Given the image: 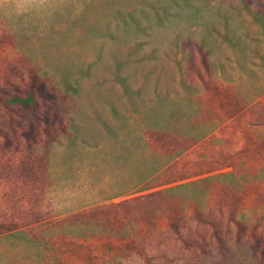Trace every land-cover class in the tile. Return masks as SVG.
Wrapping results in <instances>:
<instances>
[{"label": "rangeland", "instance_id": "1", "mask_svg": "<svg viewBox=\"0 0 264 264\" xmlns=\"http://www.w3.org/2000/svg\"><path fill=\"white\" fill-rule=\"evenodd\" d=\"M29 91L0 103V264H264V0H0V99Z\"/></svg>", "mask_w": 264, "mask_h": 264}, {"label": "trees", "instance_id": "2", "mask_svg": "<svg viewBox=\"0 0 264 264\" xmlns=\"http://www.w3.org/2000/svg\"><path fill=\"white\" fill-rule=\"evenodd\" d=\"M247 8H249V7H247ZM250 13L256 22L263 23V21L261 20V17L259 16L258 13L257 14H255L253 12H250ZM36 88L38 90H41V86H39V84H38V86H36ZM0 103L5 108H9V109H12L13 107H17L19 109H29L32 105L36 104V99L34 97V92L29 91L28 94L26 95V97H23L20 95L10 96L7 98V100L0 99ZM211 178L212 177L206 178V180H209ZM206 180H204V181H206ZM195 185L196 184H194V183L193 184H184V185H179V186H176V187L170 188L169 190H164V191L175 192V191L180 190V189H186V188L188 189L189 186L193 187ZM156 193H162V192H156ZM198 211H199V214L196 217L198 222H200L201 224H209V225H212L213 227L217 228V226H218L217 221L213 222V220H211V219L209 220L210 217H207L206 216L207 213H205L203 210L198 209ZM229 220L231 221V223L235 224L237 227L236 241H237V245H238L239 249H242V247H243L242 246L243 235H245L244 232L242 231L243 224L235 213H231L229 215ZM187 224H186V222H181L179 220L172 221L170 225H171V227L174 228V230H172L173 232H171L169 234H174L175 236H177V240H180L179 242L185 244L187 249H192L194 247V248H196L198 253L205 254L207 251L206 250L207 242H206L205 234H199L198 239H195L192 236L190 237V235L184 233V228H186ZM212 240L216 241V243L219 247L220 253H222V252L226 253L227 251H229L228 247L226 245V237L223 234H221V231L219 229H215L212 232L211 241ZM192 255H193V257H195L197 254L194 252Z\"/></svg>", "mask_w": 264, "mask_h": 264}]
</instances>
